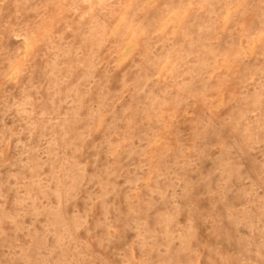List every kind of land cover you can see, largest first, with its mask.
<instances>
[{
	"label": "rangeland",
	"instance_id": "rangeland-1",
	"mask_svg": "<svg viewBox=\"0 0 264 264\" xmlns=\"http://www.w3.org/2000/svg\"><path fill=\"white\" fill-rule=\"evenodd\" d=\"M0 264H264V0H0Z\"/></svg>",
	"mask_w": 264,
	"mask_h": 264
}]
</instances>
